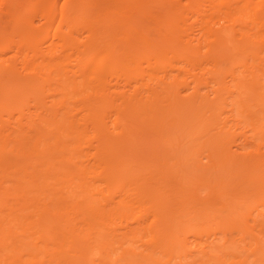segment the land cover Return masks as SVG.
<instances>
[{
	"label": "bare ground",
	"instance_id": "bare-ground-1",
	"mask_svg": "<svg viewBox=\"0 0 264 264\" xmlns=\"http://www.w3.org/2000/svg\"><path fill=\"white\" fill-rule=\"evenodd\" d=\"M107 261L264 264V0H0V264Z\"/></svg>",
	"mask_w": 264,
	"mask_h": 264
},
{
	"label": "rangeland",
	"instance_id": "rangeland-1",
	"mask_svg": "<svg viewBox=\"0 0 264 264\" xmlns=\"http://www.w3.org/2000/svg\"><path fill=\"white\" fill-rule=\"evenodd\" d=\"M186 124H187V123H185V125H186ZM173 127H174V129H173ZM173 127H172V130L170 129V131H169L168 128H167V129H166V128H163L162 130L159 129V131L161 132L162 135H160V134H158V135H160L159 137H162V138H161L162 140H161L160 138H159L160 141L157 140V141H158V144H160V145H159V146H156L157 144H155V147H156V148L161 146L160 149H161L162 147H163L164 150H168V149L170 150V149H171V148H164V147H166V146L170 143V142L168 141L167 138H169V133H170L171 131H173V133L171 134V135H172L171 137L175 140V144H176V141L178 142L180 139H182V138H180V139L178 138L179 133H178V134H177V132L174 133L175 126H173ZM179 127H180V126H179ZM177 128H178V127H177ZM181 128H182V126H181ZM181 128H180V129H181ZM183 128H184V126H183ZM185 128H186V126H185ZM180 129H179V130H180ZM179 130H177V131H179ZM159 131H157V133H158ZM175 131H176V130H175ZM180 132H181V131H180ZM183 132H184V130H183ZM185 132H186V131H185ZM185 132H184V133H185ZM157 133L155 132L156 135H155V134H154V135L157 136ZM181 133H182V132H181ZM166 135H167V136H166ZM181 135L185 138V134H184V135L181 134ZM181 135H179V136H181ZM155 136H153L154 139H155ZM182 136H181V137H182ZM153 137H152V138H153ZM172 138H171V139H172ZM176 138H177V139H176ZM166 139H167V140H166ZM152 140H153V139H152ZM157 141H156V142H157ZM182 141H183V139H182ZM180 142H181V141H180ZM183 142H184V141H183ZM179 144H180V143H179ZM169 145H170V144H169ZM169 145H168V146H169ZM181 145H182V144H181ZM173 147H174V149H173V150H170V152H168V151H164L163 149H161V150L158 151V152L163 151V152H161L163 155H162V154H160V155L164 156V158L161 159V158H159V157H161L160 155H158V157H157V155H156V157H157L158 159H160V160H158V161L155 160L156 162H155V161H152V171L155 172L154 174L158 173V172H157V168H159V167L161 166V165L159 166V164H161V163L164 161V159H166V160H167V159H168V160L170 159V158L168 157V156H169V153H172V154H174L176 157H178L176 160L180 159V161H183V160L185 161L186 159H188V162H187V161H186V162H187V163H190V162H189V161H190L189 157L192 156V153H191V155L189 154L190 156L187 154L189 157H188V158L185 157V159H184L182 156H183V152H184V156H185V153H186V152H185V151H186L185 148H184L185 151L182 149V150H183V152H182L180 149H178L179 147H176V146H173ZM185 147H187V146H185ZM189 148H190V147H189ZM189 148H188V149H189ZM188 149H187V150H188ZM191 149H192V152L195 154L196 151H197V150H196V146L192 145ZM156 150H158V149H155V151H156ZM152 151H153V149H152ZM171 151H172V152H171ZM188 152H189V151H188ZM190 152H191V151H190ZM167 153H168V155H166ZM181 153H182V154H181ZM156 154H158L157 151H156ZM194 154H193V155H194ZM152 155H153V154H152ZM187 155H186V156H187ZM170 156L173 157V155H170ZM175 156H174V157H175ZM172 157H171V158H172ZM176 157H175V158H176ZM181 158H182V159H181ZM154 159H156V158L153 157V160H154ZM176 160H172V164H173V162H175ZM170 161H171V160H170ZM170 161H169V163H171ZM178 161H179V160H178ZM153 162H155V163H153ZM175 163H176V162H175ZM163 164H165V163H162V165H163ZM172 164H171V165H172ZM180 164H181V163H180ZM180 164H179V165H180ZM177 165H178V164H177ZM186 165H187V164H186ZM166 166H167V165H166ZM180 166L182 167V165H180ZM188 166H189V165H188ZM188 166H185V167H188ZM174 167H177V166L174 165ZM182 168H183V167H182ZM161 169L163 170V168H161ZM167 169H168V170H169V169L171 170L172 167H171V168H168V167H167ZM173 169H174V168H173ZM177 169H180V167H179V168L177 167ZM177 169H175V170H177ZM183 169H184V168H183ZM189 170H190V172H192L191 169H189ZM163 171H166V170L164 169ZM185 171H186V169H185ZM159 172H160V171H159ZM177 172H179V170H178ZM180 172H181V174H182V171H181V170H180ZM183 172H184V171H183ZM165 173L167 174V171H166ZM185 173H186V172H185ZM195 173H196V172H195ZM195 173H193V174L196 175V176L199 174V173H198V174H195ZM154 174H152V175H153V178H152V186H153L154 184H156V181H158L156 178L159 177V176H157V175H158V174H157V175H156L157 177L155 176L156 178H154ZM160 174H161V173H160ZM162 174H164V173H162ZM174 174H176V171H174ZM187 174H188V170H187ZM187 174H185V175H186V178H189V177H187ZM193 174L191 173V175H193ZM176 175H177V174H176ZM182 175H183V174H182ZM185 175H183V177H184ZM188 175H189V174H188ZM191 175H190V177H191ZM199 175H200V174H199ZM164 176H166V175H164ZM167 176H168V175H167ZM178 176H179V175H177V176L174 175V177H175L176 180H177L176 177H178ZM161 177L164 178L163 175H162ZM180 177H181L180 179L182 180V182H181L182 185L180 184L181 186H184L183 183H184L185 181L190 180V179H188V180H185V181H184L183 177H182V176H180ZM224 177H226V176H224ZM224 177H223V179L227 180V179H226L227 177H226V178H224ZM228 177H229V176H228ZM159 178H160V177H159ZM194 178H195V177H194ZM194 178L191 179V180H194ZM171 179H172V178H171ZM171 179H170V180H171ZM160 180H161V179H159V182H158V183L163 182V185L166 184V183H165L166 181L164 182L163 180H161V181H160ZM164 180H165V179H164ZM167 180H168L167 184H169V187L173 186V188H175V186H176V188L178 189V192H179V191H180L181 193L183 192V190H184L185 187L183 188V190H182V188L180 189V185H179L180 182H178V185H177V184H174V183H172V182H169L170 180H169L168 178H167ZM172 180H174V178H173ZM181 180H180V181H181ZM196 180H197V179H196ZM209 180H210V179H209ZM209 180L207 179V181H209ZM225 180H224V181H225ZM197 181H198V180H197ZM202 181H203V180H202ZM202 181H200V183H199V181H198V182H197V185H198V184H202V185H203V183H205V182L203 181V183H202ZM212 181H214V180H212ZM224 181H222L223 184L225 183ZM174 182H175V181H174ZM190 182H191V181H190ZM193 182H194V181H193ZM193 182H192V183H193ZM188 183H189V182H187V184H188ZM195 183H196V181H195ZM195 183H194V184H195ZM161 184H162V183H161ZM167 184H166V185H167ZM187 184H185V185L187 186ZM207 184H208V183L206 182V185H207ZM209 184H210V185H213V182H209ZM223 184H222V185H223ZM189 185H192V184L189 183ZM206 185H205V186H206ZM156 186H157L158 188H157V190H155V192L152 191V195H153V196H156L157 194L160 193V191H158V189H159V186H161V185L156 184V185H155V189H156ZM195 186H196V185H194L193 188H195ZM162 187H163V186H161V189H162V190H165V189H166V188L164 189V188H162ZM164 187H165V185H164ZM169 187H168V188H169ZM199 187H200V186H199ZM201 187H202V186H201ZM207 187H208V186H207ZM153 188H154V186H153ZM153 188H152V189H153ZM171 188H172V187H171ZM176 188L174 189L175 191H176ZM191 188H192V187H191ZM196 188H197V187H196ZM198 189H199V188H198ZM198 189H197V190H198ZM200 189H203V188H200ZM224 189H225V188H224ZM229 189H231V188H229ZM185 190H188L187 187H186ZM227 190H228V188H227ZM157 191H158V192H157ZM165 191H166V190H165ZM171 191H172V189H171ZM194 191H195V190H192V192H194ZM200 191H201V190H200ZM200 191L198 190V192H200ZM202 191H203V190H202ZM204 191H206V190L204 189ZM204 191H203L202 193L200 192L201 196H202V194H204ZM163 192H164V191H163ZM168 192H169V190H168ZM192 192H191V193H192ZM195 192H196V191H195ZM198 192H196V193L199 194ZM208 192H209V191H208ZM208 192H206V193H207V197H208V194H210L211 196H209V197H212V198H213V196H215V195H213V193L211 194V193H208ZM161 193H162V192H161ZM184 193H185V191H184ZM186 193H189V194H190V192H187V191H186ZM186 193H185V194H186ZM162 194H163V193H162ZM169 194H170V192H169ZM174 194H175V192H174ZM179 194H180V193H179ZM171 195H172V193H171ZM176 195H178V194H176ZM182 195H183V194H182ZM182 195H180V196H182ZM186 195H187V194H186ZM191 195H192V194H191ZM212 195H213V196H212ZM160 196H162V195H160ZM165 196H166V194H165ZM165 196H164V197H165ZM168 196H169V197H168L167 199H170V198H171L170 195H168ZM173 196H174V195H173ZM180 196H179V197H180ZM196 196H198V195H196ZM204 196H205V194H204ZM157 197H158V195H157ZM164 197H163V198H164ZM174 197L179 199V197H176V196H174ZM182 197H183V196H182ZM186 197H187V196H186ZM215 197H216V196H215ZM215 197H214V198H215ZM175 198H174V199H175ZM183 198H184V197H183ZM189 198H191V197H189ZM212 198H210V200H211ZM165 199H166V198H165ZM181 199H182V198H181ZM181 199H179V200H181ZM194 199H195V196H193V199H192V198H191V199H188L189 201H191V202L193 203V204H192L191 202H189V204H190L191 206H194V209H195V205H198V206H196V208L199 207V209H200V208L202 207V205L204 204V203L202 202L203 200L200 199V195H199V199L201 200V202L198 200V201H197L198 203H197L196 200H194ZM204 199L207 200L206 196H205ZM175 200H176V199H175ZM179 200H176V201H179ZM188 200H187V201H188ZM183 201H184V200H183ZM172 202H174V201H172ZM180 202H181V201H180ZM175 203H177V202H174V204H175ZM186 203H187V202H186ZM202 203H203V204H202ZM178 204H179V203H178ZM189 204H188V205H189ZM186 205H187V204H186ZM178 206H179V205H178ZM184 206H185V204H184ZM188 207H189V206H188ZM185 208H186V207H185ZM176 209H177V208H176ZM188 209H189V208H188ZM190 209H191V211H192V207H190ZM179 210H181V209L179 208ZM196 210H197V209H195V211H194L195 213L198 211V210H197V211H196ZM177 211H178V210H177ZM181 211H182V210H181ZM191 211H190V212H191ZM199 211H200V210H199ZM199 211H198V212H199ZM201 211H202V208H201ZM177 214H180V213H177ZM193 214H194V213H193ZM193 214H192V215H193ZM198 214H201V213H198ZM189 216H190V215H189ZM196 216H197V214H196ZM204 216H205V215H204ZM201 217H203V214H201ZM196 218H198V219H202V218L199 217V215H198L197 217H195V219H196ZM198 219H196V220H194V221H195V222H196V221L199 222L200 220L198 221ZM203 221H204V220H203ZM205 221H207L206 218H205ZM205 221H204V223L206 224ZM197 222H196V223H197ZM200 222H202V221H200ZM202 223H203V222H202ZM202 223H201V224H202ZM204 223H203V224H204ZM205 224H204V225H205ZM197 225H199V223H197ZM199 227H201V226L199 225ZM249 259H251V258H249ZM252 259H253V258H252ZM250 261H251V260H250ZM107 262H108V264L111 263L110 261H107ZM258 263H259V262H258ZM260 263H261V262H260Z\"/></svg>",
	"mask_w": 264,
	"mask_h": 264
}]
</instances>
